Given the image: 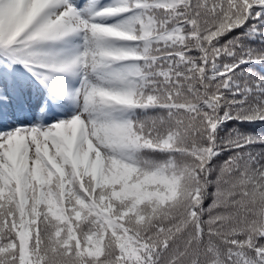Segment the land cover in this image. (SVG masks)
<instances>
[{
    "label": "snow or ice",
    "instance_id": "1",
    "mask_svg": "<svg viewBox=\"0 0 264 264\" xmlns=\"http://www.w3.org/2000/svg\"><path fill=\"white\" fill-rule=\"evenodd\" d=\"M0 264H264V0H0Z\"/></svg>",
    "mask_w": 264,
    "mask_h": 264
}]
</instances>
